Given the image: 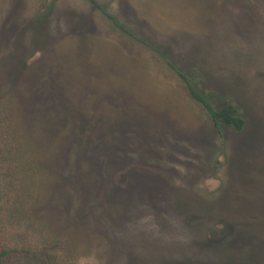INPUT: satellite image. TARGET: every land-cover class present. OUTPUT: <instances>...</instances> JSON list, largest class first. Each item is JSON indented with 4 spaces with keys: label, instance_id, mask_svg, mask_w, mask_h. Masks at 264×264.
<instances>
[{
    "label": "rangeland",
    "instance_id": "rangeland-1",
    "mask_svg": "<svg viewBox=\"0 0 264 264\" xmlns=\"http://www.w3.org/2000/svg\"><path fill=\"white\" fill-rule=\"evenodd\" d=\"M0 0L17 210L69 264H264V0ZM23 216V215H22Z\"/></svg>",
    "mask_w": 264,
    "mask_h": 264
},
{
    "label": "trees",
    "instance_id": "trees-1",
    "mask_svg": "<svg viewBox=\"0 0 264 264\" xmlns=\"http://www.w3.org/2000/svg\"><path fill=\"white\" fill-rule=\"evenodd\" d=\"M84 1L100 11L116 30L134 38V35L120 25L96 0ZM142 43L160 56L178 80L188 88L194 101L209 115L219 135H222V127L232 128L238 133L245 130L246 121L239 115L235 106L215 109L194 87L188 76L181 73L160 51L146 42ZM10 96L11 94L0 93V264H69L60 254L58 241L44 235L41 230H36L24 220V213L17 210V173L12 165L10 153Z\"/></svg>",
    "mask_w": 264,
    "mask_h": 264
},
{
    "label": "crops",
    "instance_id": "crops-1",
    "mask_svg": "<svg viewBox=\"0 0 264 264\" xmlns=\"http://www.w3.org/2000/svg\"><path fill=\"white\" fill-rule=\"evenodd\" d=\"M82 1H84V0H82ZM97 1V3L99 4V5H101L102 7H104L105 8V6H103L102 4H101V2H99L98 0H96ZM85 2V1H84ZM86 4H88L87 2H85ZM89 6H91L90 4H88ZM92 7V6H91ZM93 8V7H92ZM94 9V8H93ZM106 9V8H105ZM94 10H96V9H94ZM97 12H99L101 15H102V17L106 20V21H108L111 25H112V27L114 28V26H113V24L108 20V19H106L105 17H104V15L100 12V11H98V10H96ZM106 11L110 14V15H112L107 9H106ZM113 16V15H112ZM114 17V16H113ZM115 18V17H114ZM116 19V18H115ZM117 20V19H116ZM118 22V21H117ZM119 23V22H118ZM120 24V23H119ZM121 25V24H120ZM124 27V26H123ZM125 28V27H124ZM114 30L115 31H117V32H119V33H122V34H124V35H126V36H128V37H130V38H132V39H134V40H136V41H139V39L131 32V31H129L128 29V31L129 32H131L133 35H134V38L133 37H131V36H129V35H127V34H125V33H123V32H120V31H118V30H116L115 28H114ZM139 42H145V41H139ZM143 44V43H142ZM146 46V45H145ZM151 46V45H150ZM148 47V46H147ZM152 47V46H151ZM149 48V47H148ZM154 48V47H153ZM150 49V48H149ZM155 49V48H154ZM151 50V49H150ZM152 51V50H151ZM159 51V50H158ZM152 52H154V51H152ZM155 53V52H154ZM155 55L157 56V54L155 53ZM159 58H160V56H158ZM165 57V56H164ZM166 58V57H165ZM161 59V58H160ZM162 60V59H161ZM168 60V59H167ZM163 61V60H162ZM165 63V62H164ZM172 63V62H171ZM173 64V63H172ZM174 65V64H173ZM166 66H167V64H166ZM175 66V65H174ZM168 67V66H167ZM176 68H177V66H175ZM169 68V67H168ZM170 69V68H169ZM178 69V68H177ZM179 70V69H178ZM171 71V70H170ZM180 71V70H179ZM172 72V71H171ZM181 73H183L182 71H180ZM172 73H174V72H172ZM175 74V73H174ZM184 74V73H183ZM186 75V74H185ZM187 76V75H186ZM177 77V76H176ZM178 79V78H177Z\"/></svg>",
    "mask_w": 264,
    "mask_h": 264
}]
</instances>
